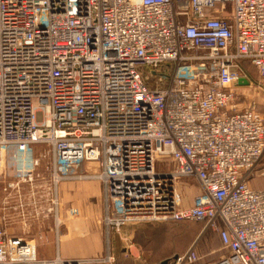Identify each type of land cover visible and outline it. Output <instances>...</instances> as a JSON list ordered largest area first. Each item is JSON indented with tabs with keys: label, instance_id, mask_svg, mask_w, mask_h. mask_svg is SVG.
Here are the masks:
<instances>
[{
	"label": "built area",
	"instance_id": "1",
	"mask_svg": "<svg viewBox=\"0 0 264 264\" xmlns=\"http://www.w3.org/2000/svg\"><path fill=\"white\" fill-rule=\"evenodd\" d=\"M244 61L264 76V0H0V264H87L40 258L30 236L49 216L58 234L61 183L86 179L104 184L107 231L200 221L222 241L204 264H264V188L251 185L264 115ZM199 259L191 247L177 262Z\"/></svg>",
	"mask_w": 264,
	"mask_h": 264
},
{
	"label": "crops",
	"instance_id": "2",
	"mask_svg": "<svg viewBox=\"0 0 264 264\" xmlns=\"http://www.w3.org/2000/svg\"><path fill=\"white\" fill-rule=\"evenodd\" d=\"M250 88L251 85L245 89L250 91ZM254 106L260 111L256 102ZM260 171H264V159ZM260 176L264 177V175ZM65 186L67 185L64 184L63 188ZM102 194L104 217L106 212L104 184L102 185ZM87 226L86 220H74L70 225L72 234L70 233L68 240H76L77 244V238L74 236L75 231L82 227L86 229ZM104 228L106 235L96 237L97 244L94 248H85L89 241L86 239L87 237H84L80 242L82 247L78 248L77 252L70 253L65 249L62 243L63 236L59 231L58 234L55 233L54 239H49L47 246L45 241L36 240L37 254L40 258H54L59 255L63 258L85 259L88 261L87 264H178L177 258L194 247L200 259L197 262L184 264H204L216 259L221 253L222 241L219 232L206 228L205 224L200 221L127 224L120 232L107 231L105 225ZM107 256L113 257V261H100Z\"/></svg>",
	"mask_w": 264,
	"mask_h": 264
},
{
	"label": "rangeland",
	"instance_id": "3",
	"mask_svg": "<svg viewBox=\"0 0 264 264\" xmlns=\"http://www.w3.org/2000/svg\"><path fill=\"white\" fill-rule=\"evenodd\" d=\"M149 68H142L141 71L144 74L147 73ZM257 80L261 79L262 83L257 84L253 82L251 84L250 91H246L247 101L256 102L259 106L261 113L264 115V76L256 74ZM259 83V81H258ZM40 118V115L38 116ZM46 148L38 147L37 152L40 157V162L37 167V179L34 184L35 192L37 197L44 198L48 193L49 178H50V158L46 157ZM167 157H159L156 160V170L162 171L169 168ZM90 164H87L89 166ZM98 170V169H93ZM65 188H63V185ZM102 182L98 179H86V180H75V181H64L60 188V208L59 218L62 221L59 231L62 237V243L65 249L70 253L77 252V249L81 246V239L87 237L89 241L85 248L91 249L96 246V240L99 235H106L105 228L102 222L103 218V194H102ZM251 185L255 188H264V177L260 175L256 176L255 180L251 182ZM3 187L4 180H0V206L3 198ZM33 187L26 186L24 189V200L30 202L33 197L31 190ZM43 203V202H41ZM31 208V206H29ZM27 207V208H29ZM74 220L87 221V228L82 227L80 230L75 231L76 240L71 241L69 239L70 225ZM56 227L55 220L52 216L42 220L37 225L32 226L30 236L36 238V240H43L49 244L50 238H55ZM74 234V233H73ZM54 236V237H53ZM79 237V239H78ZM37 242V241H36Z\"/></svg>",
	"mask_w": 264,
	"mask_h": 264
},
{
	"label": "trees",
	"instance_id": "4",
	"mask_svg": "<svg viewBox=\"0 0 264 264\" xmlns=\"http://www.w3.org/2000/svg\"><path fill=\"white\" fill-rule=\"evenodd\" d=\"M243 65V69L246 72V74L253 80V81H257V77L256 74H258L256 68L250 64L248 61H244L242 63Z\"/></svg>",
	"mask_w": 264,
	"mask_h": 264
},
{
	"label": "water",
	"instance_id": "5",
	"mask_svg": "<svg viewBox=\"0 0 264 264\" xmlns=\"http://www.w3.org/2000/svg\"><path fill=\"white\" fill-rule=\"evenodd\" d=\"M239 84L240 85H249V81L246 79V78H241L240 81H239Z\"/></svg>",
	"mask_w": 264,
	"mask_h": 264
}]
</instances>
